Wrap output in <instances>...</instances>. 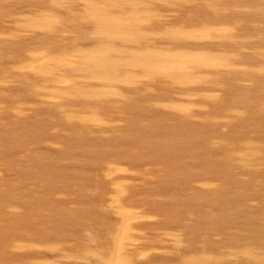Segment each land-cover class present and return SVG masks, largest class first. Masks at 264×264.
<instances>
[{"label": "rangeland", "instance_id": "rangeland-1", "mask_svg": "<svg viewBox=\"0 0 264 264\" xmlns=\"http://www.w3.org/2000/svg\"><path fill=\"white\" fill-rule=\"evenodd\" d=\"M0 264H264V0H0Z\"/></svg>", "mask_w": 264, "mask_h": 264}]
</instances>
